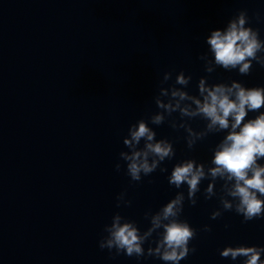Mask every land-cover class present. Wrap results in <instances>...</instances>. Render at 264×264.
<instances>
[{
  "label": "clouds",
  "instance_id": "9594fccd",
  "mask_svg": "<svg viewBox=\"0 0 264 264\" xmlns=\"http://www.w3.org/2000/svg\"><path fill=\"white\" fill-rule=\"evenodd\" d=\"M206 44L208 52L199 55L198 59L204 61L207 73L220 67L249 75L253 62L264 67V40L258 29L249 26L247 10H240L224 28L211 30ZM171 77V72H165L161 85ZM191 79V75L180 71L173 85L159 88L154 99L161 111L149 117L151 124L161 125L178 112L180 122L172 119L169 123L173 129L185 130L189 149L209 133L226 134L212 149L208 164L190 158L173 165L167 176L168 183L176 189L187 185V197L183 191H177L174 198L155 213L146 211L144 217L150 226L145 231L141 232L136 221L119 212L112 216L111 223L103 229L107 235L98 242L101 250H108L111 259L121 254L137 259L155 257L164 264H180L181 260L187 259L196 251L190 244L197 237V229L181 218L184 204L186 199L191 206L197 204V193L206 179L210 182L204 189V198L218 197L221 205L211 213V219L220 217L222 211H234L243 217L242 222L264 218V163L261 162L264 161V111H260L264 108V86L246 87L237 80L230 84H209L208 77L204 76L198 81V95H192L184 90ZM250 112L258 114L246 119ZM185 117L204 120L205 128L195 131ZM123 145L128 151H121L119 159L125 162L126 175L133 182H140L143 176L151 175L158 168L161 173L167 172L168 169L161 165L176 155L173 143L165 138L156 139V132L145 119H139L129 127ZM115 170H121L119 162L115 164ZM218 180L222 181L219 193L216 191ZM125 196L126 190L118 194L117 208L131 206L132 201ZM202 230L212 231L209 225H204ZM146 242L149 243L147 250L144 248ZM220 256L232 261L243 258L242 264H264V246H226L220 250Z\"/></svg>",
  "mask_w": 264,
  "mask_h": 264
}]
</instances>
